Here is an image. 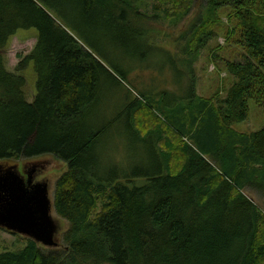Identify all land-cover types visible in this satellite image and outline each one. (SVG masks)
I'll return each instance as SVG.
<instances>
[{"label":"trees","instance_id":"trees-1","mask_svg":"<svg viewBox=\"0 0 264 264\" xmlns=\"http://www.w3.org/2000/svg\"><path fill=\"white\" fill-rule=\"evenodd\" d=\"M143 1L0 0V163L52 155L68 167L53 202L68 223L62 247L45 251L29 238L23 250L0 253V264H264V212L245 193L264 195V126L252 133L233 128L248 120L250 101L264 109V0H207L185 46L192 56L186 74L194 75L195 57L226 17V42L241 48L222 59L234 82L223 100L198 96L193 80L179 100L140 95L127 123L151 154L150 168L119 175L99 153L115 123L90 118L100 79L119 81L68 25L81 31L72 22L78 16L98 17L102 28L162 13L175 21L195 4L152 0L155 13L148 15L140 11ZM21 29H36L37 42L11 72L6 52ZM30 61L33 103L25 92Z\"/></svg>","mask_w":264,"mask_h":264},{"label":"rangeland","instance_id":"rangeland-1","mask_svg":"<svg viewBox=\"0 0 264 264\" xmlns=\"http://www.w3.org/2000/svg\"><path fill=\"white\" fill-rule=\"evenodd\" d=\"M155 3L152 0L143 1L140 6L141 13L154 14ZM207 0H195L192 11L187 17L180 20L165 19V13L153 19H130L129 23H106L105 27L97 23L103 22L98 17H74L72 22L77 23L81 31L73 25L68 27L80 43L90 50L95 57L112 72L119 82L114 79H100L96 105L90 118L99 126L115 123L106 136V141L99 148L104 166H112L120 175L133 171H149L147 164L151 154L146 147L139 144L129 131L128 112L132 102L144 95L155 100L160 96L179 100L185 98L190 91L192 83L196 81V93L200 97L217 96L224 99L230 89L233 78L225 70L222 59H233L240 52L237 45L229 46L226 42L224 24L217 28V36L211 39L207 46L197 54L193 63L194 75L188 67L192 59L185 51L189 39L193 36ZM52 15L65 22V18L52 9ZM65 11V12H64ZM62 12L68 15L69 7ZM59 22V21H58ZM60 23V22H59ZM97 24V25H96ZM37 42L36 29H21L11 39L6 52L8 70L16 71L22 59L29 56ZM220 45L221 49L212 50ZM218 53V56H214ZM125 79L123 78V76ZM24 76L27 80L26 96L29 103H33L37 96V76L33 63L26 67ZM194 76V79H193ZM264 126V109L250 101L248 120L237 123L233 128L239 132L252 133ZM112 165H108L109 163ZM27 164L30 168L39 171L38 179L48 184L49 197L54 202V193L58 179L64 174L67 164L52 155H45L33 160L6 161L0 163V171L14 166L21 167ZM108 163V164H107ZM16 164V165H14ZM137 177V176H136ZM143 180L139 181L142 183ZM122 178V177H121ZM249 198L264 212V195L254 191L245 192ZM52 218L57 226L55 241L62 247L63 234L68 229V223L60 218L52 208ZM29 238L24 235L12 233L0 227V253L6 251L17 252L26 247ZM43 247V246H42ZM57 248L44 247L45 251Z\"/></svg>","mask_w":264,"mask_h":264},{"label":"water","instance_id":"water-1","mask_svg":"<svg viewBox=\"0 0 264 264\" xmlns=\"http://www.w3.org/2000/svg\"><path fill=\"white\" fill-rule=\"evenodd\" d=\"M28 186L16 167L0 171V227L27 236L43 247L57 248V226L48 185Z\"/></svg>","mask_w":264,"mask_h":264},{"label":"flooded vegetation","instance_id":"flooded-vegetation-1","mask_svg":"<svg viewBox=\"0 0 264 264\" xmlns=\"http://www.w3.org/2000/svg\"><path fill=\"white\" fill-rule=\"evenodd\" d=\"M17 168L18 173L20 176L24 179L25 183L30 186L34 187L33 185L40 183V182H45V181H40L38 179L39 171L36 168H30L28 167L27 164H22L21 167L19 166H14ZM46 183V182H45ZM47 184V183H46ZM48 185V184H47ZM4 229V228H3ZM11 232V231H10ZM14 233V232H12ZM16 234V233H15Z\"/></svg>","mask_w":264,"mask_h":264}]
</instances>
